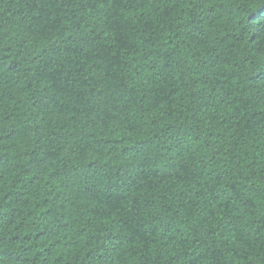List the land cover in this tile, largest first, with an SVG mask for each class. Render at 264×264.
I'll return each mask as SVG.
<instances>
[{
	"label": "trees",
	"instance_id": "1",
	"mask_svg": "<svg viewBox=\"0 0 264 264\" xmlns=\"http://www.w3.org/2000/svg\"><path fill=\"white\" fill-rule=\"evenodd\" d=\"M0 160L4 264H264V0H0Z\"/></svg>",
	"mask_w": 264,
	"mask_h": 264
},
{
	"label": "snow or ice",
	"instance_id": "2",
	"mask_svg": "<svg viewBox=\"0 0 264 264\" xmlns=\"http://www.w3.org/2000/svg\"><path fill=\"white\" fill-rule=\"evenodd\" d=\"M5 167H6V163L3 160H0V179L3 178V170ZM0 251H2V250H0ZM90 251H91V249H90ZM109 251H110V249L108 247H105L103 250V253H107ZM0 264H4L3 257H0Z\"/></svg>",
	"mask_w": 264,
	"mask_h": 264
}]
</instances>
